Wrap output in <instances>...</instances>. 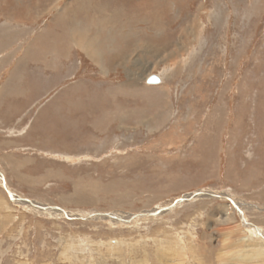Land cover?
I'll use <instances>...</instances> for the list:
<instances>
[{"label":"rangeland","instance_id":"1","mask_svg":"<svg viewBox=\"0 0 264 264\" xmlns=\"http://www.w3.org/2000/svg\"><path fill=\"white\" fill-rule=\"evenodd\" d=\"M14 1L0 264H264V0Z\"/></svg>","mask_w":264,"mask_h":264},{"label":"crops","instance_id":"2","mask_svg":"<svg viewBox=\"0 0 264 264\" xmlns=\"http://www.w3.org/2000/svg\"><path fill=\"white\" fill-rule=\"evenodd\" d=\"M20 1V4H22L23 3V1L24 0H19ZM27 1V0H26ZM3 4H4V2H3V0L0 2V14L1 15H10L9 17H12V15H14V14H17V13H15V11H16V9H18V11H20L21 9H27L28 8V6H19V3H18V1H14V0H8L7 1V7H6V5L4 6V7H1V6H3ZM59 25V24H58ZM47 29V28H46ZM61 29V28H60ZM35 40V39H34ZM37 41H36V45L35 46H38L39 44H40V41L42 40L41 38H38V39H36ZM59 46V45H58ZM54 47L55 49L53 50L55 53L56 52H58V50H56V48L58 49L59 47ZM63 49H64V47H63ZM62 49V50H63ZM61 53L62 54H64L65 53V51H61Z\"/></svg>","mask_w":264,"mask_h":264},{"label":"water","instance_id":"3","mask_svg":"<svg viewBox=\"0 0 264 264\" xmlns=\"http://www.w3.org/2000/svg\"><path fill=\"white\" fill-rule=\"evenodd\" d=\"M161 82V77L159 75H150L147 80H146V83L148 85H157Z\"/></svg>","mask_w":264,"mask_h":264},{"label":"bare ground","instance_id":"4","mask_svg":"<svg viewBox=\"0 0 264 264\" xmlns=\"http://www.w3.org/2000/svg\"><path fill=\"white\" fill-rule=\"evenodd\" d=\"M69 34V33H68ZM151 44V43H150ZM149 45V44H148ZM146 46V45H145ZM148 47V46H147ZM88 48V47H87ZM89 54H90V52H89ZM98 60V59H97ZM112 61V60H111ZM94 62H95V60H94ZM110 65H111V63H110ZM146 81V80H145ZM133 86V85H132ZM124 88V87H123ZM128 88V87H127ZM129 88H131V87H129ZM133 89H135V88H133ZM128 90V89H127ZM137 90V89H136ZM135 91V90H134ZM96 128V127H95ZM212 195V194H211ZM221 208V210H223L224 211V213H225V211H227L228 210V207L227 206H222V207H220ZM225 222L226 221H228L230 218H229V216H227V212L225 213ZM242 238H244V237H242ZM247 239H241V241L243 242H245Z\"/></svg>","mask_w":264,"mask_h":264}]
</instances>
